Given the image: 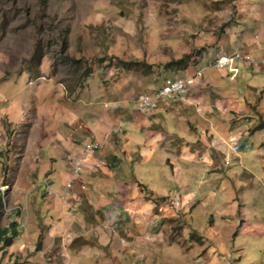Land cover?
I'll use <instances>...</instances> for the list:
<instances>
[{
  "label": "rangeland",
  "instance_id": "374dc122",
  "mask_svg": "<svg viewBox=\"0 0 264 264\" xmlns=\"http://www.w3.org/2000/svg\"><path fill=\"white\" fill-rule=\"evenodd\" d=\"M253 1L262 0L250 3ZM239 3L0 0V232H4L0 264H264V183H247L252 181L251 173L264 175L252 162L256 149L264 147V129L254 107L243 112L249 106L247 100L254 98L246 92V81L258 79L248 67L243 68L245 80L240 76L238 81L228 83L229 77L223 75L226 87L216 91L214 98L219 111L228 114L216 111L212 124L200 122L204 109L194 104L179 114L154 110L158 116L153 122L163 127L162 131L167 125L169 130L165 132L179 145L185 139L197 151L214 145L224 147L213 153L214 171L201 173L204 165L200 163L206 159L197 152L200 167L197 174L195 169L190 173L193 195L201 199L190 214V225L209 241L207 249L200 238L190 240L191 230H184L188 227L185 214L173 211L168 197H154L146 188L142 194L157 203V213L161 203L170 208V212L161 213L157 225L146 227V233L136 230L137 238L131 240L134 236L127 227L110 225L109 230H100L91 226L103 220L105 209H94L87 198L93 185L87 174L99 168L95 169L88 159L85 166L81 165V177L73 184L70 180L79 174L73 172L75 152L81 153L78 147L105 138L96 135L101 133L107 114L122 115L126 108L129 116L125 117L126 112L119 117L126 128L139 93L152 94L165 79L193 75L197 69H202V81L194 79L193 85L205 87L203 81L219 68L202 67L224 51L220 41L229 28L238 25ZM252 10L244 15V26L253 42L257 39L252 32ZM188 57L190 68L183 71L178 60ZM240 66L232 68L230 78L237 76ZM173 98L164 97L161 106L180 101L170 104ZM231 101L233 108L222 110ZM254 106L263 111L259 101ZM152 112L135 110L139 115L150 116ZM184 130L197 140L190 142ZM225 131L220 139L226 141L212 140ZM125 142L126 138L116 136L111 144L122 148ZM185 174L189 175L187 170ZM151 180L156 182L153 188L157 192L165 189L162 184L167 181L162 176L155 174ZM106 191L109 197L110 190ZM237 201L245 203L248 219L233 241L229 236L239 218L231 215L236 212ZM140 210L143 221H147V206ZM9 237L10 242L6 240ZM112 242L117 243L119 251L125 248L127 254L113 256L108 251ZM238 242L244 244L240 258L235 250L240 247ZM131 243L133 257L128 252ZM102 245L106 246L99 252ZM212 249L218 253L206 255Z\"/></svg>",
  "mask_w": 264,
  "mask_h": 264
},
{
  "label": "crops",
  "instance_id": "0c3cea01",
  "mask_svg": "<svg viewBox=\"0 0 264 264\" xmlns=\"http://www.w3.org/2000/svg\"><path fill=\"white\" fill-rule=\"evenodd\" d=\"M239 2V11L237 13L236 20V24L238 25L229 28V32H227L226 34L227 36L222 38V40L220 41L224 51L216 53L214 57L207 62L206 66L202 68L204 70L205 68L209 67L210 63H212V61L216 57L221 56L222 54H230L234 51L242 52L244 54L250 55L253 58L258 57L259 60L255 58L258 62H255L252 65H245L240 61L233 63V68L241 65L237 74V76H239H236V79L230 78L229 75L233 70L228 67L224 69L219 68L217 69L218 71H211L209 76L206 77L207 79L203 81L205 87H198L197 85H193L194 79L202 81L201 75H199L201 77L195 76L190 87L180 91L177 95L174 96L172 100H170L171 102H169L170 104H172L174 101H180H177L172 105H170L168 102L167 104L170 106L166 105L164 107L161 106L163 104L162 103L159 107L161 108L160 110H163L167 114H170L171 111L175 112V114H179L187 111L190 104H194L195 106L198 105V108H200L201 106L204 109L203 119L200 120L201 123H206V121L211 122L212 116L216 111L222 112L223 114H228L227 112L219 111V103L218 101L216 102V99L214 98L218 95L216 91H219L221 88L226 87L223 80L224 76H228L230 78L229 79L226 77L228 83L238 81L240 76L243 80H245L243 77V68L248 67L247 70H250V72L255 75L254 78L258 79L246 81V92L249 94H253L254 98L252 100H247L249 106H246L243 112L248 113L250 112L251 107H254V113H257L258 117H261L260 128L264 129V124H262V121L264 119V117L262 118V116H264V0L259 3L253 1V4L250 3V0H239ZM250 8H253L252 13H254L255 15L253 19L254 26L252 28V32L254 38H256L257 41L253 42L249 39L247 32H245L246 28L244 26V23L246 22L244 20V15L248 13V9ZM242 46H244V48H242ZM243 49L251 52L254 55L252 56L250 53L244 52ZM194 67L195 66H192V68ZM189 68L190 66H188L187 63L185 68L182 70L187 71ZM226 72H228V74ZM198 80L197 82L199 83ZM182 93H185V95H181ZM257 101L263 104V111L255 108L254 103ZM231 102H226L223 105L222 110L226 108L232 109L234 101ZM201 103H205L206 106L203 107ZM156 111H153V115L150 116L143 113V115H139V113L131 115L130 120H127L130 125H128V127L126 128L123 127V119L120 120L119 118L126 112L128 113L125 114V117L129 116L130 113L128 110H126V108L123 111L122 115L112 114L114 116H110L109 114H107L108 117L104 119L105 122L101 123V133L96 136L99 138L102 137L103 134L104 137L108 136L109 140L101 141V139H105L101 138L98 141H93L92 143L96 142L99 145H102V147L90 148L87 152L85 150L88 144L85 146V148L82 146L78 147L77 145L78 148H81V153L77 155L78 151L75 152L74 161H77L79 163L80 170H82L81 165L85 166L88 159H92V166L95 169L99 168L95 173L89 172L87 174V176L89 175V181L93 183L92 187H90L87 193V198L94 209L103 207H105V209L103 213V220H98L97 223H92L91 226L94 225V227L99 228L100 230H105V228L109 230L110 225H118L120 227L122 226L121 228L127 227V230H130V234L134 236L131 239L133 240L137 238V234H135L134 231L143 230V233H146L147 226L149 227L151 224L157 225L159 217L162 216L161 213L167 210L170 212V208L167 209L168 206L166 203H161L159 207L160 213H157L155 209L157 203H155L152 198L147 197L146 194H142L143 192H146L145 190H143L144 186L147 190L153 192L154 197L160 196V198L162 199H166V197H168V200L171 203V209L173 211H178L185 214L188 221V227H185L184 230H191L189 232L190 240L196 241V238L197 240L198 238H200L201 241H205V247L207 249V247L209 246V244L207 245V243H209V241H207V239H204L203 235H200L198 231L195 228H192L190 225V214L201 201L200 198L195 199V195H193L194 192H192L193 188L191 187L190 183H193L192 177L195 173V170L197 174V168L200 167L197 162V152L203 153L202 155L206 159L205 163H200L204 165V168H200L201 173H203L207 169V172H212L215 169V154L213 155V153H219V148L224 149V147H221L219 144H217L220 147H216V145H214V147H202L201 149H199L200 151H197L196 149H191V147H189L190 144L185 143V139L183 141V145H179L173 137H168L167 133L165 132L166 130H169L167 125L162 131L160 129H162L163 127H159L153 122L155 117L158 116V111ZM166 119L167 118H165L164 120ZM185 130L184 135H186L187 139L190 140V142H194L195 140H197L194 134L185 133ZM226 134V131L224 133H220L218 137H214L212 138V140L215 143L216 140H219L221 141V143H223L224 141H226V139L220 138L225 137ZM112 136L113 139L111 142H109ZM116 136H120L122 139L126 138V142L123 145L124 147H114V145L111 144L115 140ZM199 137L201 136L199 135ZM231 137L232 136H230L229 139ZM150 138L153 139L150 141ZM198 140H200V138ZM146 141H149V143H146ZM99 148H103L102 151L98 150ZM84 151L86 154L85 157H83ZM99 151L103 153V156H101ZM94 152H97L100 155H94ZM209 152H212L213 156H210ZM255 154L256 159H252L253 165L259 166L264 171V147H261L260 149L257 148ZM107 163L109 164V166L107 165ZM80 170L79 174L75 176V178H70V180H73L72 184L75 182V180L81 177L82 174ZM186 170L189 175L185 174ZM190 173L193 174L190 175ZM155 174L162 176L167 181L163 182L162 186L165 187V189H162L161 192H157L153 188L156 185V182H153L151 180V177ZM71 175L72 173H70V176ZM251 176L252 181H247L248 184H254V182L264 183V175L254 176V174L251 173ZM133 189L135 190V192L133 191ZM106 190H110L108 195L109 197H107L108 193ZM129 192L131 194L130 197L128 196ZM206 203L207 202L205 201L204 204ZM144 205L147 206L148 210L147 221H143L140 210L143 209ZM247 214L248 212L246 210L245 203H240L237 201L236 212H234V215H231L232 218H234V216L239 218V222L236 225V228L234 229V231H232V233H230L229 236L233 241L237 240L242 229H244L248 219ZM78 216L81 218L82 212L78 211ZM212 223L213 222L209 220V227H212ZM193 233H196V235ZM113 243L114 242L108 244V251L111 252L113 256L119 258V252H124V254H127L125 248H123L122 251H119L117 249V243ZM238 243L240 247L236 248L235 250L240 252V258L242 257L244 244L240 242ZM114 245H116V248ZM104 246L106 245H102L100 249H98L99 252L101 249H103L102 247ZM128 246L129 255L130 257H133V243ZM86 248H88V250H93L90 246ZM262 248H264V246ZM94 249L96 250V248ZM210 253L217 254L218 251L212 249L207 252L206 255ZM105 255V253L103 255L101 254L102 257H104Z\"/></svg>",
  "mask_w": 264,
  "mask_h": 264
},
{
  "label": "built area",
  "instance_id": "2783aa9c",
  "mask_svg": "<svg viewBox=\"0 0 264 264\" xmlns=\"http://www.w3.org/2000/svg\"><path fill=\"white\" fill-rule=\"evenodd\" d=\"M237 61L243 62L245 65H252L253 63L258 62L256 61L255 58L251 56L234 53L231 55L220 56L214 62L210 63L209 66L215 67V68L228 67L232 69L233 63ZM200 73H201V70H198L195 72V74H200ZM191 83H192V79L190 76L167 78L164 80L161 87L158 90H156L153 94H147V93L138 94L136 97L137 104L135 108H137L140 111H152L158 107L160 101L164 97L177 94L178 92H180L187 86L191 85ZM105 139L104 141H106ZM97 147H101V145L94 142V143L88 144L85 151L87 152L90 148H97ZM79 170H80V165L76 161V167L74 168V173L78 174ZM69 185L70 184L68 183L67 186Z\"/></svg>",
  "mask_w": 264,
  "mask_h": 264
},
{
  "label": "bare ground",
  "instance_id": "6f19581e",
  "mask_svg": "<svg viewBox=\"0 0 264 264\" xmlns=\"http://www.w3.org/2000/svg\"><path fill=\"white\" fill-rule=\"evenodd\" d=\"M234 53H239V54H241V55H247V54H244V53L239 52V51H234L233 53H230V54H222V55H231V54H234ZM222 55H221V56H222ZM248 56H250V55H248ZM219 57H220V56L216 57L212 62H214V61H215L217 58H219ZM224 68H226V67H224ZM224 68H220V69H224ZM198 70H201V73H202V69H197V70H195V72L198 71ZM195 72H194L193 75H180V76H176V77L190 76L191 79H192V83H193V79H194V77H195V76H199V75H201V73H200V74H195ZM173 78H175V77H173ZM192 83H191V84H192ZM188 87H190V85L187 86L186 88H188ZM158 89H159V88H158ZM158 89H157V90H158ZM184 89H185V88H184ZM155 91H156V90H154V92H155ZM181 91H182V90H181ZM154 92H153V93H154ZM153 93H152V94H153ZM178 93H179V92H178ZM178 93H177V94H178ZM139 94H140V93H139ZM177 94H174V95H172V96H168L167 98L174 97V96L177 95ZM170 100H172V99H169V101H170ZM162 101H164V98L160 101V103H159V105H158L157 108L160 107V105L162 104ZM134 102H135V105H134V109H133V115L136 114V113H135V110H138L137 108H135V107H136V104H137L136 99H135ZM157 108H155V109H157ZM155 109H154V110H155ZM154 110H152V111H154ZM138 111H140V110H138ZM152 111H145V112H152ZM140 112H143V111H140ZM67 184H68V183H67ZM69 184H70V183H69ZM48 188H49L50 193L53 192V191L50 189L49 186H48ZM68 188H69V186H66V189H68ZM63 196H65V194H63Z\"/></svg>",
  "mask_w": 264,
  "mask_h": 264
},
{
  "label": "trees",
  "instance_id": "16d2710c",
  "mask_svg": "<svg viewBox=\"0 0 264 264\" xmlns=\"http://www.w3.org/2000/svg\"><path fill=\"white\" fill-rule=\"evenodd\" d=\"M189 58V57H188ZM188 58H186V59H179L178 60V62H180V63H182V65H181V69H184L185 68V66L187 65V63H188V61H189V59ZM262 124H264V119H263V121H262ZM143 188L145 189L146 187H144L143 186ZM152 193V191H150L148 194H151ZM4 233V232H3ZM3 233H1L0 232V241L3 239L2 237H3ZM11 237H9V238H7L6 240H9V242H10V239Z\"/></svg>",
  "mask_w": 264,
  "mask_h": 264
}]
</instances>
